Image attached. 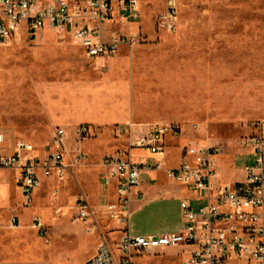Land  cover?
Returning <instances> with one entry per match:
<instances>
[{"label": "rangeland", "instance_id": "obj_1", "mask_svg": "<svg viewBox=\"0 0 264 264\" xmlns=\"http://www.w3.org/2000/svg\"><path fill=\"white\" fill-rule=\"evenodd\" d=\"M151 7L155 1L144 4L137 23L103 24L104 39L114 29L135 37L131 46L104 58L88 57L67 35L48 28L0 46V128H9L5 149L13 136H21L40 152L57 126L65 129L72 149L79 139L76 128L88 126L79 140L85 163L60 181L43 178L27 206L14 171L0 169V213L19 220L0 229V264H73L80 258L73 215L82 194L97 204L100 156L117 151L144 156L145 149L131 144L155 122L178 126L167 138L176 144L167 153L169 165L189 143L215 144L222 147L215 162L219 182L242 181L247 137L264 133V0H178L173 31L154 23ZM67 155L70 161L72 153ZM190 200L193 206L204 203ZM179 214L180 202L173 198L146 207L137 218L131 213L129 226L137 234L162 232ZM34 217L41 229L33 226ZM137 262L192 264L181 247L142 253Z\"/></svg>", "mask_w": 264, "mask_h": 264}, {"label": "built area", "instance_id": "obj_2", "mask_svg": "<svg viewBox=\"0 0 264 264\" xmlns=\"http://www.w3.org/2000/svg\"><path fill=\"white\" fill-rule=\"evenodd\" d=\"M152 1L163 4L153 13L154 23L173 31L178 23V0H0V46L17 35L34 36L36 30L48 28L67 35L88 57L104 58L121 46H131L135 37L114 29L110 38L104 39L103 24L121 22L126 15V21H135L144 4ZM87 129V124L76 128L79 139L68 149L65 129L57 126L40 152L22 137L16 139L11 151L6 150L0 131V169L17 171L23 205L32 202L42 177L60 181L70 168L85 163L87 153L79 140ZM177 131L178 126L172 122H155L137 134L131 148H143L151 157L134 160L131 152L120 151L100 157V180L106 186L113 184L115 190V199L102 202L100 210L108 221L116 222L118 234L111 236L113 229L97 230L95 208L84 195L79 196L73 220L89 222L88 232L98 231L94 253L81 264H136L132 259L135 254L138 257L156 248L178 246L183 247L192 264H264V133L247 137L250 153L242 167V181L225 184L217 179L215 162L222 150L219 145L189 143L179 163L165 167L157 155L163 152L167 136ZM247 138L240 144H246ZM71 153L70 161H65V154ZM152 170L163 171L168 178L189 187L204 203L193 206L188 200H180L181 224L177 229L134 234L129 228L131 191ZM32 221L37 229L43 227L38 218ZM18 222L17 216H12L8 226L15 227Z\"/></svg>", "mask_w": 264, "mask_h": 264}, {"label": "crops", "instance_id": "obj_3", "mask_svg": "<svg viewBox=\"0 0 264 264\" xmlns=\"http://www.w3.org/2000/svg\"><path fill=\"white\" fill-rule=\"evenodd\" d=\"M155 2H156V7H153V8L151 7V13L152 12L154 13L155 10H156L155 12H157L163 5L161 1H155ZM140 17H141V15H140ZM138 20L139 19H137L135 21H131V22L123 20V21L118 22V23H121V24L132 23V22L137 23ZM127 35H129V34H127ZM8 129L9 128H0V131L4 134V142H5V135H6V132H8ZM13 133H14V135L17 133L16 129H14V128H13ZM168 137H169V139H171L172 135L167 136V138ZM18 138H21V136H13L12 139H11L10 147H9V149H6V150L11 151L12 148H13L14 142ZM22 138H25V137H22ZM167 138H166V141H165V146H164L163 152L161 154L157 155L158 157L163 159L165 167L177 165L179 163L182 155H183V153H182L183 150L181 148L178 149L179 152H180L179 161L177 163L173 164V165L172 164L171 165L168 164V162L166 160L167 153L169 155L172 154V150H171L170 145L171 146L172 145L175 146L176 144L175 143H169L168 144L167 143ZM25 139H27V138H25ZM31 142L33 143V141H31ZM33 144L36 146L35 143H33ZM80 146L83 149V146H82L81 142H80ZM134 149H136V148H134ZM165 150H167V151H165ZM131 154H133V152H131ZM68 157H71V154L68 155ZM142 157L147 158V157H151V155L147 151L146 154L144 156H142ZM132 158L134 160H138L141 157L138 158V159H135L134 156L132 155ZM98 166L100 168L99 171L101 172L102 168H101L99 162H98ZM74 168H76V167H74ZM74 168H70L69 172L72 173L74 171ZM8 170L14 171V178H15L14 181L16 182V178H17V174H18L17 171L13 170V169H8ZM69 172L67 173V175L69 174ZM43 178L46 179V178H52V177H42L41 178V183L43 182V180H45ZM52 179H55V178H52ZM3 186H4V184L0 182V190H2V191L4 190ZM97 187H98V193H99L100 197H99V199L96 202L97 204L93 205V207L95 208V210L97 212V219H98V223H99V228L97 230L105 231V230H108V229H113V230H111L112 232L110 233V235L111 236H116L118 234V227H117L116 222L108 221L105 218L104 213L100 210V205H101L102 202L115 199L114 186H113V184H110V185L106 186L100 180V185L98 184ZM186 191H191L192 194L188 195L189 197H187L186 194H185ZM34 195H35V193H34ZM82 195H84L87 198V196L85 194H82ZM33 198H34V196H33ZM173 198L174 199L178 198L179 202H180V200H188L191 203L192 201L190 200V198L194 199L195 202H199L200 201V200H198L197 193H195L194 191L190 190L189 187H187L185 185H182L179 182H176V181L168 178L164 174L163 171H159V170L149 171V172L144 174L143 182L139 186H135V187L132 188L131 198H130V203H129L130 215L132 213V216L137 218V212H143L146 209V207L151 206L152 204H159V203H161L163 201L164 202H168V201L172 200ZM87 199L89 200V198H87ZM89 202H90V200H89ZM95 206H98V208L95 207ZM158 211L160 213H162V215H163L165 213V211H167V210H166V207L163 206L162 208H159ZM100 220H105L107 225L103 226L101 224ZM8 222H9L8 219L5 218L0 213V229H2L3 227H10V226H8ZM76 223H78V224H76L74 229H76L77 239L79 241L77 252H80V255L83 256V257L81 258V256H80V258H76V259L73 258V264H81L83 261L88 259L94 253V251L96 249V246L98 244V231H94L92 233L88 232L86 230V228L88 226L87 223H82V222H76ZM180 224H181V214H179V219L177 221L171 223V225H169V227H167L162 232H166V231H169V230L177 229V228H179ZM129 228H130V232H132L130 226H129ZM162 232H156V233H151V234H157V233H162ZM71 233L72 232H70L69 234H71ZM134 234H137V233H134ZM89 238H90V240H89ZM178 247H181V246H178ZM168 248H175V247L156 248V250L153 249V250H151L148 253H156L157 251H162V250L168 249ZM181 248H182V251H184V253L186 254V258H187L186 251L183 249V247H181ZM132 259L137 264V254H135L132 257Z\"/></svg>", "mask_w": 264, "mask_h": 264}]
</instances>
